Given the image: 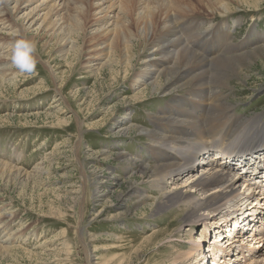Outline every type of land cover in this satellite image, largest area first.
Here are the masks:
<instances>
[{"label": "bare ground", "instance_id": "1", "mask_svg": "<svg viewBox=\"0 0 264 264\" xmlns=\"http://www.w3.org/2000/svg\"><path fill=\"white\" fill-rule=\"evenodd\" d=\"M9 1L0 0V84L15 83L17 76L12 77L15 67L8 64L11 46L17 39L27 38L32 25L38 24V28L56 39L60 53L65 56L72 50L77 51L80 38L93 28L101 42H96V52L93 50L95 54H92L98 57L96 61H102L94 71L99 72L107 65L113 69L117 63L127 74L134 61L139 60V71L134 72L133 79H126L137 91L133 97L139 100L147 89H153L160 93L158 97L163 95L170 99L169 107L160 114L150 115L151 127L139 129L146 133L144 138L149 139L146 158H131L123 152L119 155L125 169L141 176L142 186L147 185L148 190L155 192L154 197L148 196L141 191L144 187L136 183L121 197L136 198V206L148 204L157 197L153 217L163 214L175 218L172 230L164 229L157 236L162 241L157 242L169 248L168 263L246 264L242 259H246L247 252V257L251 254L247 264H264V182H256L261 183L260 194L231 166L232 161L252 156L256 162L247 165L249 172L254 173L255 167H264V116L246 118L236 114L235 106L227 102L226 95L220 91L221 88L231 89L237 74L262 59L264 32L255 27L248 38L237 44L233 42V32L240 21L234 20L230 25L225 19L213 24L217 17H230L245 6L256 9L261 0H35L38 5L21 16L22 19L18 17L19 9L33 0H14L19 6L13 8V12ZM104 1L110 5L105 7ZM114 9L118 12L117 19L110 24L106 14ZM37 10L38 18L44 11L40 24L31 16ZM92 13L97 17L105 13V16L93 24ZM96 37L93 40L96 41ZM252 37L256 41H250ZM148 49L153 51L141 55L140 52L145 54ZM203 53L206 56L201 55ZM6 64L9 66L2 67ZM181 92L185 93L180 95ZM127 121L128 118L118 121L119 133L125 134ZM260 173L264 175V170ZM191 175V179L186 180ZM0 176L8 183L15 181L24 186L32 180L27 172L3 161ZM241 188L243 191H239ZM257 196H261V200H257ZM252 211L258 216L254 227L260 234L240 236L229 242L233 234L227 229L237 224L244 228V221ZM5 216L0 212V223L3 218L5 221L9 218ZM3 225H0V233L6 239L0 243V250H11L10 243L24 239L25 233L8 232ZM183 225L187 229H183ZM197 226L203 227L202 234L192 237ZM185 236H188L187 242ZM179 241L185 242L187 249L179 250L176 246ZM240 247L246 252L229 255L238 252Z\"/></svg>", "mask_w": 264, "mask_h": 264}, {"label": "rangeland", "instance_id": "2", "mask_svg": "<svg viewBox=\"0 0 264 264\" xmlns=\"http://www.w3.org/2000/svg\"><path fill=\"white\" fill-rule=\"evenodd\" d=\"M9 5L10 11L19 6L14 0ZM36 5L35 0L24 3L18 17L22 19ZM44 11L39 18V10L34 11L32 20L39 21ZM108 12L112 24L118 12ZM104 16L90 14L91 23ZM225 19L230 25L234 20L241 22L233 32V42L240 44L255 27L264 32V0L256 9L245 6L230 17H217L213 24ZM32 26L27 38L37 45L35 71L21 73L15 68V83L0 84V162L27 172L32 179L24 186L8 183L0 176V212L9 217L5 216L8 219L3 218L0 225L4 224L8 232L25 233L24 239L10 243L11 250H0V264H169V248H163L157 236L159 231L172 230L175 218L163 214L153 217L157 197L140 206H136V198L121 197L136 183L148 196L154 197L155 192L142 186L141 176L125 169L119 155L123 152L131 158H146L149 139L139 129L151 127L150 115L169 107L170 99L158 97L160 93L153 89H147L139 100L133 97L137 91L126 79H133L134 72L139 71V60L127 74L117 63L113 69L107 65L94 71L102 61L93 57L95 46L101 42L93 28L82 36L85 41L80 38L79 52L72 50L65 56L56 39L38 24ZM152 51L140 53L145 56ZM8 61L13 65L11 59ZM220 91L235 106L236 114L263 117L264 54L233 78L231 89ZM124 118L129 120L124 123L128 124L125 134L119 133L117 126ZM202 230L197 226L192 237H199ZM0 234L1 243L6 237ZM184 245L176 242L179 250L187 249ZM242 263L248 260L242 259Z\"/></svg>", "mask_w": 264, "mask_h": 264}, {"label": "clouds", "instance_id": "3", "mask_svg": "<svg viewBox=\"0 0 264 264\" xmlns=\"http://www.w3.org/2000/svg\"><path fill=\"white\" fill-rule=\"evenodd\" d=\"M36 42L28 38H19L11 46V62L21 73L31 74L36 69Z\"/></svg>", "mask_w": 264, "mask_h": 264}]
</instances>
